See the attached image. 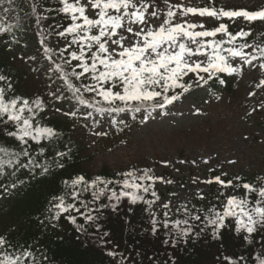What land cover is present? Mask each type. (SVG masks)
<instances>
[{
  "label": "snow or ice",
  "instance_id": "obj_1",
  "mask_svg": "<svg viewBox=\"0 0 264 264\" xmlns=\"http://www.w3.org/2000/svg\"><path fill=\"white\" fill-rule=\"evenodd\" d=\"M59 3L58 13H63L71 21L63 30L55 32L66 41L65 47L58 53L61 62L54 59L56 53L52 48L45 46L43 52L50 62L45 73L48 80L55 83V77L64 87L49 86L46 98L39 94L18 95L11 78L0 73V131L19 144V151L0 145V174L7 167L16 170L25 168L33 173L39 170L38 174L45 176L50 174L52 165L64 167L63 161L69 157L70 148L68 151H57L51 163H39L31 152L32 142L37 145L42 141L51 143L63 135L54 127L40 122L42 114H47L50 103L54 115L73 120L80 116H92L91 111L81 112L78 106L93 109L99 114L141 112L142 109L150 114L156 109L173 105L194 86L202 87L209 81L224 84L226 80L221 78V74L241 76L245 67L264 72V46L251 45L245 39L250 36L251 28H241L233 33L227 23L220 22L217 27L209 29L204 22V18H211L215 21L227 19L233 24H264V7L256 10L196 7L184 3L169 4V0H164L167 11L161 15L154 0H59ZM31 7L35 13L36 3L33 2ZM8 12L9 9H3L5 16L0 18V34L10 33L16 27L8 22ZM181 17L184 19L181 20ZM193 17L201 19L197 21ZM42 19L47 17H38L37 24ZM218 34L220 39H216ZM46 39L43 37L40 43L45 44ZM238 40L240 43H237ZM73 45L75 50L69 51ZM257 87H264V80H260ZM65 100L75 101L67 111L62 106ZM261 109H264V102ZM40 155H44L43 147L40 148ZM22 157L27 158V163L21 161ZM204 162L208 163L207 160ZM227 163L234 165L236 161L229 160ZM12 174L15 175V172ZM116 175L121 179L112 180L97 175L89 180L84 175H77L70 181L63 180L65 191L51 197L45 220L56 229L63 218L74 226L79 234L78 240L80 236L95 235L113 264H126L127 257L106 247L111 243L106 239L110 232L100 234L103 225L99 222L104 209L110 208L115 213L120 202L126 198L130 205L143 203L147 206L145 211L151 217V233L155 236L163 228L165 245L176 248L181 243L187 245L190 240H198L209 233L212 241H220L223 247L224 231L227 230L237 237L242 236L246 245L259 244L261 251H253L251 264H264V176L257 177L255 182L242 183L239 176L223 179L228 175L226 172L204 180L193 178V183H215L224 190L243 188L244 195L225 196V191H220L216 199L225 197L221 201L222 209L212 205L205 210L193 205V212L187 204H181L176 211H182L183 218L174 220L169 216L171 201H168L162 204L164 219L159 220L152 211L153 205L160 200L154 185L157 181L169 184L173 181L155 176L151 168H132ZM16 187V183L11 184V188ZM8 190L4 188L5 192ZM85 193H90V201L83 198ZM149 193L154 199H146L145 194ZM196 195L200 200L206 199L199 191ZM104 199L109 203H104ZM78 217L83 223L78 222ZM39 223L44 225L45 221L40 220ZM89 227H94L95 233L90 234ZM57 239L62 240L63 237L58 236ZM81 243L87 246L86 241ZM224 260L227 264H249L248 257L244 255L236 258L224 256ZM0 264L56 262L46 249L33 250L32 246L14 248L4 235H0ZM165 264H177L176 257L170 256Z\"/></svg>",
  "mask_w": 264,
  "mask_h": 264
},
{
  "label": "rangeland",
  "instance_id": "obj_2",
  "mask_svg": "<svg viewBox=\"0 0 264 264\" xmlns=\"http://www.w3.org/2000/svg\"><path fill=\"white\" fill-rule=\"evenodd\" d=\"M42 1L18 0L17 4L8 3L6 8L9 12L6 15L15 19L19 13L28 10L33 2L40 6ZM154 2L158 5L157 10L160 14L164 15L167 11L164 0H154ZM177 3L225 9L256 10L264 7V0H169V4ZM35 14L36 21L38 17H44L39 10ZM89 14L93 13L90 11ZM192 19L199 21L201 18ZM36 21H34L35 25L26 26L20 43L10 47L9 55L12 66L20 73L14 81L16 93L25 96L39 94L46 98L49 86L54 88V83L50 82L45 74L50 62L43 52L39 31L47 32L50 26L44 19L39 24ZM204 22L209 29L217 27L220 22L227 23L229 30H233L234 33L241 28L245 30L251 28L250 36L245 38L247 43L264 46V24L258 22L252 25L243 22L233 24L227 19L215 21L211 18H204ZM220 37L218 34L216 39ZM58 43L59 45L55 40L52 44L53 46L57 44L59 50L66 45L65 39ZM33 56L36 59L30 60L29 57ZM33 68L37 71H32ZM53 79L58 80L55 77ZM260 80H264V72L245 67L243 75L229 77L227 89L217 94H209L206 85L194 86L179 101L168 105L165 109H157L147 119L144 118L145 114L138 113L137 117L140 120L132 123L130 133L124 137L112 134V138H102L101 135H96V133L108 132V127L110 129L108 116L105 118L97 117L98 115L87 118L80 116L73 120L54 115L51 105L44 119L56 118L63 121L71 119L79 125L76 135L86 142L85 169L90 173H96L104 166L117 172L132 168H151L155 176L173 181L170 184L157 181L154 188L160 192V200L157 202L158 212L163 209L162 204L168 201H171L170 209L175 212L181 204L197 197L198 191L205 197L214 191L218 192L217 194L225 191V196L244 195L243 188L236 191L224 190L215 183L212 185L193 183V178L199 177L200 180H204L222 172L228 174L222 177L223 179L239 176L243 180L258 175L264 176V109H261V103L264 102V87H257ZM253 92L255 95H250ZM217 96L219 99H216ZM74 103L75 101L71 100L63 101V109L67 111ZM78 109L87 112L83 106H78ZM127 112L124 114L125 118H129ZM205 160L208 161L207 164ZM229 160H235L236 163L229 164L227 163ZM181 161L185 163H180ZM210 168L214 171H209ZM220 198L225 200V197ZM5 202L4 197L0 198L2 214L7 212L3 208ZM127 207L128 202L123 199L116 214L123 215ZM4 226L0 224V235H4Z\"/></svg>",
  "mask_w": 264,
  "mask_h": 264
},
{
  "label": "trees",
  "instance_id": "obj_3",
  "mask_svg": "<svg viewBox=\"0 0 264 264\" xmlns=\"http://www.w3.org/2000/svg\"><path fill=\"white\" fill-rule=\"evenodd\" d=\"M60 7L59 0H43L41 8L48 16L47 21H49L50 32L44 35L42 30L39 31L41 39L47 37L44 46L54 50L56 53L54 59H57L58 62H61L59 61V52H57L59 49L50 43L55 40L57 42L61 41L63 38L57 36L55 32L63 30V27H67L71 23L70 19L66 18L63 13H58L57 9ZM30 13H22L18 20L7 18L8 22L15 24L16 27L10 33L0 34V73L8 75L13 84L20 76V73L12 66L9 47L17 43V38H19V34L23 31L25 25L33 23L32 15L34 13ZM4 16L0 10V18H4ZM239 42L238 40L237 43ZM75 48L76 46L73 45L69 51L75 50ZM66 55L67 53H65ZM221 78L226 80L224 84H220L218 81L215 83L209 81L207 86L210 94H217L227 89L229 77L221 74ZM63 87L64 85L60 80L54 84V88ZM11 94L9 93V95ZM16 94L23 95L20 93ZM65 94L70 95L68 93ZM50 106L51 103L47 110L50 109ZM87 110L92 113L95 112L93 109L87 108ZM119 114H110L113 116V131L118 136H124L129 133L130 129L124 120L118 118ZM40 122L54 127L61 131L63 135L51 143L47 141H42L39 145L34 142L31 143L32 155L38 158L39 163H45V161L51 163L57 151H68L70 148L71 152L69 157L64 159L63 168L52 165L50 174L45 176H40L38 174L39 170L33 173L25 168L16 170L15 168L7 167L3 174H0V196L10 194L6 206L3 207L7 211L6 214H2V209H0V224L5 225L4 236L14 248L32 246L33 250L39 249L43 251L46 249L48 255L55 260L56 264H113L111 258L107 257L104 254V249L99 246V241L95 235L80 236L78 240L77 236L79 234L75 232L73 225L61 218L59 227L53 229L48 224V221L45 220V216L47 215L46 209L51 197L60 195L65 191V186L62 183L63 180L70 181L77 175H84L89 180L97 175L103 176L106 179L116 180L121 179V177L116 175L120 172L114 171L107 166L102 167L96 173H90L85 169L87 160L84 155L87 152V145L84 140L76 135L77 124L71 119L64 121L56 118L46 120L44 119V114H42ZM0 145L12 147L19 151L18 142L13 138L7 137L2 131H0ZM41 147L44 149L43 156L40 155ZM21 161L27 163V158L22 157ZM13 172H15V175L12 174ZM260 176L244 178L240 182H255L256 178ZM12 183L17 184L15 189L11 188ZM5 187L9 189L7 192L4 191ZM110 187L118 188L116 185H110ZM155 191L160 196V192L156 189ZM217 193L216 191L212 192L206 197V200H200L198 197H195L185 204L193 212H195L193 205L196 208L205 210L212 205H216L218 209H222L221 201L224 198L217 200L216 196L219 195ZM145 197L146 199H154L150 193L145 194ZM83 198L90 201V193H85ZM125 200L127 199L125 198ZM103 202L109 203L106 199ZM155 204L152 211L157 214V219L163 220L165 209L158 212ZM91 206L95 207L96 205ZM146 207L143 203H137L136 205L128 203V207L123 212V215L112 212L110 208L104 209L103 217L99 221L103 225L100 234L103 231L110 232V236L106 239L110 240L111 243L107 244L106 247L108 249H115L117 252L122 253L124 257H127L126 264H165V261L170 256L176 257L177 264H227L224 256L236 258L240 255L248 257L249 264H251V254L253 251H261L259 244L255 246L246 245L242 236L237 237L233 232L227 230L224 231L223 247L220 246V241H212L209 233H205L198 240H190L187 245L181 243L176 248L165 245L163 241L166 239V236L163 228L160 229L157 235H152L151 217L145 211ZM169 216L173 220L183 218L182 211L178 213L177 211L170 210ZM40 220L45 221L44 225L39 223ZM78 222L83 223L82 218L78 217ZM196 230L198 231L199 229L197 228ZM88 232L90 234L95 233V228L89 227ZM58 236L63 237V239H57ZM256 239L259 240V237L257 236ZM81 241H86L87 246H84ZM37 255H39V252H37ZM150 257L153 259H150Z\"/></svg>",
  "mask_w": 264,
  "mask_h": 264
}]
</instances>
